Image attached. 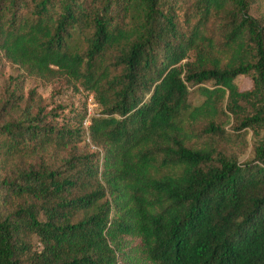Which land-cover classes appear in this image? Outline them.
Listing matches in <instances>:
<instances>
[{
    "label": "trees",
    "instance_id": "1",
    "mask_svg": "<svg viewBox=\"0 0 264 264\" xmlns=\"http://www.w3.org/2000/svg\"><path fill=\"white\" fill-rule=\"evenodd\" d=\"M258 1L0 0L4 56L31 75L66 74L101 107L86 128L80 117L79 132L42 112L4 121V154L37 155L87 133L102 149L94 164L30 165L0 182V264H138L136 250L144 264H264ZM240 75L251 89H239ZM221 113L253 131L251 158L216 148ZM203 119L213 140L197 147ZM6 193L22 199L10 214Z\"/></svg>",
    "mask_w": 264,
    "mask_h": 264
},
{
    "label": "rangeland",
    "instance_id": "2",
    "mask_svg": "<svg viewBox=\"0 0 264 264\" xmlns=\"http://www.w3.org/2000/svg\"><path fill=\"white\" fill-rule=\"evenodd\" d=\"M252 14L264 22V0L258 1L252 8ZM209 34L213 36L217 46L222 44L223 35L218 22L209 25ZM195 52H192L194 57ZM236 83L241 91L251 89L253 82L250 76L240 75ZM211 86V83H208ZM203 100L198 92L192 96V103L199 104ZM227 99L221 109H225ZM101 110L93 93L84 89L79 81L67 76L57 74L51 78H43L31 75L26 68L7 59L0 51V125L9 119H19L25 112H42L56 126L80 130V117L86 114L82 127L90 124V117L98 114ZM81 114V115H80ZM210 119H203L196 124V136L191 144L203 147L205 141H211L209 135L201 132ZM216 124L224 128L225 136L217 137L216 148L226 156L243 162L253 156L255 141L251 129L238 130L235 117L221 113L214 120ZM199 129V130H198ZM264 136V130L261 131ZM81 139L67 147L48 145L38 152L37 155H13L4 154L0 147V182L5 178H11L20 170L28 169L30 165L56 166L63 169L69 159H73L75 167L82 166L83 162L96 163L98 155L102 152L90 137L89 133L81 134ZM258 138L256 137V140ZM74 167V168H75ZM10 195V196H9ZM7 194V202L2 211L10 214L16 209V205L22 200L12 194ZM25 199L23 198V201ZM138 264H141L139 251H135ZM143 258V257H142ZM144 264V262H142Z\"/></svg>",
    "mask_w": 264,
    "mask_h": 264
}]
</instances>
